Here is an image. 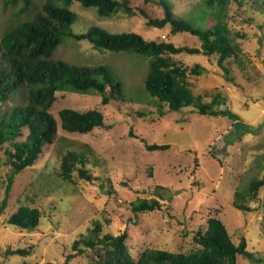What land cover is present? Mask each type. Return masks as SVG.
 Wrapping results in <instances>:
<instances>
[{"label":"rangeland","instance_id":"374dc122","mask_svg":"<svg viewBox=\"0 0 264 264\" xmlns=\"http://www.w3.org/2000/svg\"><path fill=\"white\" fill-rule=\"evenodd\" d=\"M169 1L176 15L198 28L206 29L214 23L210 16L214 10L202 0ZM42 3L43 0H33L29 11L15 18L13 14L20 3L4 6V0H0V34L30 18ZM128 3L135 9H144L151 17L163 16L162 8L153 3ZM69 8L77 14L72 25L75 33L97 25L112 33L137 32L147 39L200 48L196 36L189 32L171 34L169 26H148L138 12L130 15L121 10L99 16L95 7H84L79 2ZM222 18L240 47L238 61L227 59L228 76L233 80H228L217 65V54L181 52L171 57L187 67L201 65L199 75L187 76L192 93L201 94L205 102L221 94L225 99L221 108L237 114V124L228 117L194 113L191 107L169 111L162 106L164 113L160 114L156 98L143 86L147 60L142 56L94 48L87 40L67 37L62 41L53 58L76 64H106L121 83L126 101L103 104L95 92L56 93L49 108L58 125L55 140L44 146L31 166L14 176L7 206L0 214V264L62 262L72 252L73 241L88 236L95 221L102 224L101 235L125 231L132 258L147 248L188 253L199 247L193 235L205 229L210 216L224 223L234 244L244 239L247 251L253 254L254 259L238 254L236 264H264V186L255 199L247 202L254 210L241 211L232 204L236 190H244L252 178L264 176V0H242L240 5L230 2ZM64 107L97 109L106 127H95L87 133L62 130L57 112ZM24 137L22 133L17 140ZM146 143L169 147L150 151ZM84 145L90 148L85 168L94 180L79 178L77 169L71 181L62 180V154L68 149L81 150ZM4 157L2 149L0 204L11 171ZM152 197L161 202L159 209L132 211L133 201ZM20 205L40 210V222L34 230L6 222ZM8 247L26 248L30 254L5 255ZM103 252L100 246L84 248L68 264H92Z\"/></svg>","mask_w":264,"mask_h":264},{"label":"trees","instance_id":"16d2710c","mask_svg":"<svg viewBox=\"0 0 264 264\" xmlns=\"http://www.w3.org/2000/svg\"><path fill=\"white\" fill-rule=\"evenodd\" d=\"M43 0L40 9L30 18L0 34V151H4V164L11 169L7 177L4 196L0 204V214L7 206L8 194L14 176L24 168L31 166L42 153L44 146L52 144L58 130L56 119L49 108L56 100V93L68 90L78 93H98L103 104L112 100L126 101L121 83L113 77L106 64H76L52 57L62 41L71 37L75 40H87L94 48L112 52L136 54L147 60V72L143 78L145 91L157 100L158 112L163 114L162 106L169 111H179L191 107L194 113L201 115H220L239 123L237 114L228 108L221 94H215L208 102L202 100L201 94H193L187 80L188 73L199 75L201 65L184 66L175 61L171 55L181 52L187 54H217V65L225 72L228 80V58L238 61L239 44L234 34L223 21L222 12L230 2L241 4L242 0H202L214 11L210 16L214 23L201 29L182 19L173 11L169 0H144L163 10L162 17H151L144 9L131 7L128 0ZM20 3L15 18L20 17L32 7L33 0H4V6ZM79 2L84 7H95L99 16H110L119 11L134 15L138 12L146 19L148 26L164 28L169 26L170 33L189 32L196 36L201 44L198 47L175 46L170 41L144 38L137 32L112 33L93 25L86 31L75 33L72 25L77 18L69 6ZM244 37V35H241ZM17 93L20 97H16ZM21 99L22 102H17ZM13 103L8 104V101ZM60 127L70 133H87L95 127H106L102 113L97 109L78 111L64 107L57 112ZM25 133L23 139L17 138ZM134 136V135H132ZM7 143L8 145L4 146ZM147 150H165L168 144H145ZM90 148L84 145L81 150H66L61 156L59 177L71 181L72 172L77 169L78 177L93 181V175L85 168ZM80 165L77 167V165ZM264 186V176L252 178L244 190H236L233 206L241 211H252L249 201L257 197L259 189ZM161 207L159 199L138 198L131 203L133 212L153 211ZM41 212L36 207L20 205L12 212L6 222L28 231L34 230L40 222ZM88 236L75 239L62 262L68 264L84 248L100 246L99 254L92 264H236L238 254L254 259L246 249L244 239L234 244L230 239L224 223L216 216L206 220L205 229H198L193 240L199 247L191 252H171L164 249H144L136 258H132L126 245L127 233L118 235L105 233L101 235L102 224L95 221ZM26 256V248H10L5 255Z\"/></svg>","mask_w":264,"mask_h":264}]
</instances>
